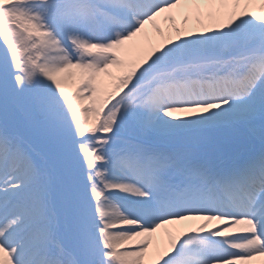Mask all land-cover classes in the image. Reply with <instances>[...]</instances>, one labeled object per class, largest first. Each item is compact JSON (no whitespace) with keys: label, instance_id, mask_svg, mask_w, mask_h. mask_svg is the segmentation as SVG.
I'll return each mask as SVG.
<instances>
[{"label":"snow or ice","instance_id":"snow-or-ice-1","mask_svg":"<svg viewBox=\"0 0 264 264\" xmlns=\"http://www.w3.org/2000/svg\"><path fill=\"white\" fill-rule=\"evenodd\" d=\"M0 264H264V0H0Z\"/></svg>","mask_w":264,"mask_h":264},{"label":"bare ground","instance_id":"bare-ground-1","mask_svg":"<svg viewBox=\"0 0 264 264\" xmlns=\"http://www.w3.org/2000/svg\"><path fill=\"white\" fill-rule=\"evenodd\" d=\"M160 23H161L162 27H167V22L166 21H164V22H161L160 21ZM240 134L243 135V131L242 130H241V133Z\"/></svg>","mask_w":264,"mask_h":264},{"label":"rangeland","instance_id":"rangeland-1","mask_svg":"<svg viewBox=\"0 0 264 264\" xmlns=\"http://www.w3.org/2000/svg\"><path fill=\"white\" fill-rule=\"evenodd\" d=\"M161 22H164V21H161ZM242 131H243V133L245 134L244 130H242Z\"/></svg>","mask_w":264,"mask_h":264}]
</instances>
